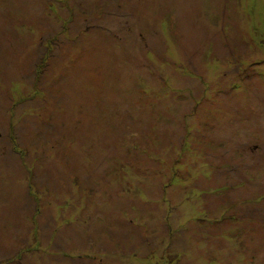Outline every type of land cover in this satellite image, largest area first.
Instances as JSON below:
<instances>
[{
  "label": "rangeland",
  "instance_id": "1",
  "mask_svg": "<svg viewBox=\"0 0 264 264\" xmlns=\"http://www.w3.org/2000/svg\"><path fill=\"white\" fill-rule=\"evenodd\" d=\"M0 264H264V0H0Z\"/></svg>",
  "mask_w": 264,
  "mask_h": 264
}]
</instances>
